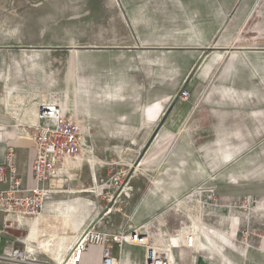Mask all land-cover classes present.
I'll use <instances>...</instances> for the list:
<instances>
[{
  "label": "rangeland",
  "instance_id": "rangeland-1",
  "mask_svg": "<svg viewBox=\"0 0 264 264\" xmlns=\"http://www.w3.org/2000/svg\"><path fill=\"white\" fill-rule=\"evenodd\" d=\"M232 21L235 23L228 37L238 36L236 41L226 39L215 43L221 28ZM263 22L264 0H0V75L8 64L14 68L17 59L27 80L24 85L29 84L31 77L45 81L52 71H56L64 83L74 61L69 46L74 44L78 45L80 55L76 67L77 83L99 90L104 96V91L115 88L122 81L129 100L114 104L105 98L101 105L106 117L124 122L125 132L118 131V139H112L102 123L93 121V127L105 130V137L113 142L110 146L94 148L100 159V175L103 171L95 199L101 213L99 224L122 230L145 229L147 223L156 225L158 219L167 216L171 232L177 234L183 221L187 223V217L182 211L171 210L187 191L170 194V200L165 201L161 209L151 214L145 211L144 217L138 216L151 185L143 177L132 179L139 163L134 164L141 158L146 145L150 143L142 158L153 148L156 139L166 134L167 128L161 126V122L185 88L191 94L186 102L195 105L185 122L192 133L178 131L180 133L172 138L173 147L168 155L188 148L192 142L207 169L212 174L218 172L222 181L230 169L251 176L252 153L249 151L252 148L247 145L237 147L232 138H251L252 127H264V115L252 119L247 108L249 96L264 91L263 78L260 88L255 86V90L248 89L246 78L253 67L256 70L254 76L261 75L263 62L260 65L252 62L248 54L256 51L211 49L205 52L188 47L218 44L248 48L264 38ZM46 48L51 52H40L39 56L23 50ZM197 68L196 76L188 87L185 86ZM194 90L204 92L200 100L192 96ZM210 96L213 98L208 99ZM156 102L162 106L161 119L157 123L155 117L160 106L152 104ZM147 104H152L153 111L146 109ZM67 117V122H72L71 117ZM159 128L154 138V132ZM189 136L192 140L183 141ZM220 141L223 145L230 143L235 149L234 164L224 172L218 170L222 158ZM83 149L88 150L82 145ZM255 154V159H263L264 148H258ZM131 160L133 166H130ZM174 180L170 177L168 182ZM130 181L131 190L125 196L123 192ZM212 183L206 182L202 187L207 188ZM158 192V197L164 199L161 190ZM113 206L117 210L109 213ZM2 227L3 213H0ZM151 230L156 232L154 227ZM3 238L10 239L7 235ZM17 239L18 236L12 237L11 242L25 253V245L16 242ZM33 254L28 256L42 259ZM97 255L90 252L92 263ZM28 256L25 254V258ZM0 264L41 263L0 260Z\"/></svg>",
  "mask_w": 264,
  "mask_h": 264
},
{
  "label": "crops",
  "instance_id": "crops-1",
  "mask_svg": "<svg viewBox=\"0 0 264 264\" xmlns=\"http://www.w3.org/2000/svg\"><path fill=\"white\" fill-rule=\"evenodd\" d=\"M237 14L249 13L237 12ZM234 23L235 21H232L231 24L221 28L219 33L221 35L216 39L215 43L220 40L225 41L226 39L232 42L236 41L238 36L228 37L232 32ZM262 30H264V28H262ZM245 42L249 43L248 41ZM212 45H210L211 48ZM214 46H216L215 48H220L215 50L231 51L239 49L256 51L257 53L250 52L248 55L253 63L260 65V63L263 62V70L262 74H258L257 77L254 76V72L256 71L254 67L252 70H248L246 74L249 83L248 89L255 90V86L259 87L261 78H263L262 82H264V38L259 39L256 45H248V48L230 47L218 44ZM188 48L200 51L203 48H208V46L204 44H195V46H190ZM23 50H30L37 56L41 55L40 52H51L49 48ZM78 52V45L71 44L69 46V53L72 54L74 61L70 65L71 72L67 81L64 83L61 81L60 75L56 71H52L48 73V78L45 79V81L43 78L38 79L31 77L29 84L24 85L27 83V80L24 79V75L21 69H19L21 64H19L17 59H15L16 65L14 68L12 64H8L4 73L0 75V165L5 162L7 146L12 145L16 150L14 163L23 181L22 187L24 191H22L20 195L30 194L31 190L37 186L49 187L50 185L52 197L49 198L48 201L67 202V204L69 202L72 206V210H74V206L78 211L81 210L82 216L79 222L75 224L76 231L80 230L84 225L86 226V224L89 225L91 222L97 221L101 217L100 208L98 207L99 204L95 202V199L98 193L97 189L101 187L98 186V179L99 177H103V171L102 175H100L102 170L99 165L100 159L97 153H95L94 148L99 146H110L113 143L112 139H118V131L125 132L122 128L124 122L118 119H111L120 122V126L118 127L106 128L108 134L112 135V139L105 137L107 133L103 129L96 130L93 126L91 129L81 126L79 129L82 138L81 142L83 146L88 148V150L83 149L80 152L83 155L81 165L77 167L72 174L67 172L63 173L59 167L55 172L57 175L56 177H53L50 181L47 180L45 183L37 182L33 174L36 145L27 128V124H31L28 112L20 99L28 100L32 97L45 99L49 97L48 95L50 94H57L61 97L65 93L74 97V90L78 91L80 86H86L82 83H77L76 67L79 61L77 59L80 57ZM202 62L203 61H201L200 65H202ZM15 68H18L17 71H15ZM197 70L198 68L191 75L185 86L188 87L196 76ZM47 81H49L48 84ZM203 93H198L194 90L192 96H196L197 100H200ZM211 98L213 97H208V99ZM249 100L250 103L247 108H249L250 117L254 119L256 115H264V91L257 92V95L253 93V95L249 96ZM152 104H158L160 106L155 117L157 118V123L161 119L162 106L157 102ZM151 105H145L148 111H153ZM194 106V104L180 99H178L173 106H170L171 109L167 111L168 113L164 117V122L162 124V126L167 128L166 134L163 136L160 135L156 139L153 148L142 158L144 151L150 143L146 145L141 154L142 159L140 158L136 164H134L136 166L139 163L132 179L143 177L151 185L149 195L144 200L142 208L139 209L137 215L144 217L145 211L151 214L161 209L165 201L170 200V194L187 191L185 196L195 197L199 200V204L201 205V221L204 227L200 233L199 242L197 245L195 243L193 248H189L186 246L185 237L182 241L180 240L177 243L168 239L165 231L167 224L164 222L165 220L163 218L158 219V221L163 226L164 236L167 238L169 246L168 248L156 247L158 250L166 252L172 260L175 259L177 264H264V158L255 159L257 156L255 154L256 150L258 148H264V127L261 126L260 129L256 126L252 127L251 138L245 140L242 138H232V140H235V145L237 147L247 145L252 148V151H249L250 154L252 153V160L250 159L252 162L250 166L252 168V174L250 176L249 173L246 172V179L240 178V181L238 180V182H235L226 178L222 181V178L218 176V172L212 174L211 170L207 169V172L198 171L194 174H190L189 169L185 170L189 166H185L182 171H177L176 175L174 174L171 176L176 180L170 183L168 182L170 177L167 176L164 168L178 163L182 157L166 155L162 154V152L167 146L173 145L171 142L175 134L181 131L185 133L186 130L192 133L191 127L188 128V123L185 122L194 110ZM102 108L103 107L97 109L96 113L91 112V117L98 118L99 115H106V112H104ZM255 110H257V112H254ZM169 130L173 132H169ZM29 135L31 138H29ZM184 140L187 142L188 140H192V137L183 138V141ZM80 153L74 156H78ZM259 162L263 164L258 165ZM131 164L133 166V160L130 161V166ZM145 167L149 169L146 170L144 169ZM138 169H140V171H138ZM6 174H10L9 168L6 169ZM162 178H166L168 187L162 189L156 188L155 184ZM210 181L213 182V185L207 188L202 187L203 184ZM95 184H97L96 188H94ZM130 185L131 181L123 192L125 196L128 195L127 193L131 190ZM8 187L9 182L0 181V189ZM159 190H161L164 199L158 197ZM184 198L179 199L174 207ZM48 201L42 212L51 207L47 204ZM93 207L96 208L91 212L90 210ZM114 210H117V208L113 206L109 213ZM8 220L10 221L6 225L4 235L10 238L5 239L8 243L7 249L10 250L12 245H15V242H11V238L18 236L16 240V242H18L19 238L22 237L21 232L23 230L20 229L22 227L21 225L18 226L19 223L15 217L9 218ZM95 224L100 230L107 233L120 230L108 226H100L99 221ZM41 227L47 231L46 234L53 233L54 231L53 228L46 227L44 223H42ZM68 232L72 233L73 231L70 230ZM23 233L25 234V231H23ZM113 249L117 256L119 248L114 246ZM89 251L98 254L94 263H92ZM144 252L145 250L141 246H127L123 264H143L145 261ZM101 255V246L90 245L88 251L84 255L82 264H101Z\"/></svg>",
  "mask_w": 264,
  "mask_h": 264
},
{
  "label": "bare ground",
  "instance_id": "bare-ground-1",
  "mask_svg": "<svg viewBox=\"0 0 264 264\" xmlns=\"http://www.w3.org/2000/svg\"><path fill=\"white\" fill-rule=\"evenodd\" d=\"M75 93L76 95L74 94V97L66 93L61 97L57 94H50L48 95L49 97L45 99L32 97L28 100L20 99V101L24 103L23 106H25V109L28 112L29 121L31 124L39 122L40 106L46 105L59 107L60 117L65 122H67V120L69 119L67 115L70 116L73 124L76 125L78 129L79 135V129L81 126L91 129V127L93 126V121L96 120L99 124L102 123L105 128H113L120 126L119 121H113L106 117L107 115L105 114L99 115L98 118H93L90 114L91 112L96 113L97 109L103 106L101 104H103L105 98L109 102H114V104H117L119 102H127L129 100L128 93L125 92V86L123 85L122 81L121 84L115 86V88L104 91V96H102L103 93L101 91H95L93 89L88 88L87 86H80L79 90L75 91ZM29 138H31L30 135ZM81 139L82 138L80 135V141ZM219 143L222 158L219 161L220 163H218V170L220 172H224L228 170L231 165L234 164L235 149L230 143H227V145H223L221 141ZM188 145V148L184 150L174 151L172 153V155L182 158L180 161H178V163H175L174 165H169L168 168H164L167 176L171 177L174 174L176 175L177 171H182L185 166H189L185 170L189 169L190 174H194L198 171H208L203 161L196 154L192 142ZM172 147L173 146H167L163 150L162 154H171L170 152L172 151ZM82 157L83 155L81 153L78 156L68 157L60 164L59 167L61 171L63 173L67 172L69 174H72L75 169L81 165ZM144 169L148 170L149 168L147 169V167H145ZM138 171H140V169H138ZM245 174L246 173L240 170L230 169V171L226 173V178L231 181L238 182V180L240 181L241 179H246ZM155 186L156 188L161 189L167 188L168 183L166 178L160 179L159 182L155 184ZM199 203V200L195 197L185 196V198L181 200L179 204L173 208V210H171L173 212L182 211L181 213H184L187 217V223H184L183 221V226L179 229V231L176 230L178 232L177 234L171 232L168 224L169 218L167 216L164 217V222L167 224L165 231L167 233L168 239L173 240L177 243L180 240L182 241L185 237L186 246H188L187 237L189 234H194L196 237L195 243L196 245L198 244L200 239V233L204 227L201 221V205ZM47 204L51 206L49 207L50 209H45L44 212H41L37 216H23L21 214H11L9 218L15 217V219H17L19 223L18 226H22L20 229L25 231V235L20 237L19 241L25 245L26 256L30 255L31 253H34V256H39L42 258L40 260L36 257L33 258L28 256V259L25 258L24 261H28L29 263L37 262L41 264H63L67 260V255L73 247L78 236L82 232H84L89 225L86 224V226L84 225L80 228V230L76 231L75 224L79 222V219L82 216V212L81 210L78 211L75 206L74 210H72V206L69 202L67 204V202H56L50 200ZM42 223L46 224V227L48 228H53V233L46 234L47 231L45 229H42L41 227ZM145 227V229L138 228L134 230H138L140 234L145 236L147 242L154 245L155 247L168 248L169 244L167 238L164 236L163 226L158 220L156 225L153 223H147ZM152 227L156 229V232L151 230ZM70 230H72L73 232H68ZM23 231L21 233H23ZM163 253L168 256L166 252ZM172 263L177 264L175 259L172 260ZM68 264L72 263L69 262Z\"/></svg>",
  "mask_w": 264,
  "mask_h": 264
},
{
  "label": "built area",
  "instance_id": "built-area-1",
  "mask_svg": "<svg viewBox=\"0 0 264 264\" xmlns=\"http://www.w3.org/2000/svg\"><path fill=\"white\" fill-rule=\"evenodd\" d=\"M190 92L185 88L179 94V99L188 101ZM39 122L27 124L31 137L36 145V154L33 162V174L37 182L45 183L56 177V170L62 161L81 152L80 135L76 125L65 122L60 117V109L57 106L42 105L39 109ZM16 150L12 145L6 148L5 162L0 165V181L9 182V187L0 189V213H3V227L0 228V260L20 262L24 260L25 253L19 247L12 245L7 249L8 243L3 235L11 214L23 216L39 215L46 202L52 197L49 187L37 186L30 194L20 195L23 189V181L17 172L14 158ZM9 168L10 174H6ZM196 237L189 234L188 247L193 248ZM90 245L102 247L101 264H123L124 253L127 246H141L144 248L145 261L143 264H173L172 258L158 250L147 242L145 236L138 230H118L107 233L99 229L96 224L82 232L67 255L63 264H82L85 253ZM114 246L119 248L118 255L114 253Z\"/></svg>",
  "mask_w": 264,
  "mask_h": 264
},
{
  "label": "water",
  "instance_id": "water-1",
  "mask_svg": "<svg viewBox=\"0 0 264 264\" xmlns=\"http://www.w3.org/2000/svg\"><path fill=\"white\" fill-rule=\"evenodd\" d=\"M216 46H212V48L210 47V46H208V48H203L206 52L207 51H209L210 49H220V48H215ZM179 99V96H178V98L175 100V102L174 103H176V101ZM174 103L172 104V106L174 105ZM169 109H171V107L169 108ZM169 111V110H168ZM168 113V112H167ZM163 122H164V118H163V120H162V122H161V126H162V124H163ZM161 126H160V128H161ZM160 128L158 129V130H155V132H154V134H155V136H154V138L156 137V135L158 134V132H159V130H160ZM153 134V135H154ZM153 138V139H154ZM100 220V218L97 220V221H99ZM97 221L95 222V223H97ZM94 223V224H95Z\"/></svg>",
  "mask_w": 264,
  "mask_h": 264
}]
</instances>
